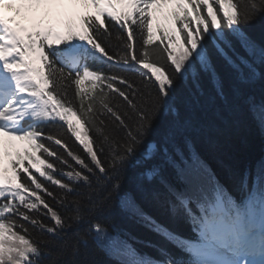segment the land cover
<instances>
[{
    "label": "snow or ice",
    "instance_id": "obj_1",
    "mask_svg": "<svg viewBox=\"0 0 264 264\" xmlns=\"http://www.w3.org/2000/svg\"><path fill=\"white\" fill-rule=\"evenodd\" d=\"M259 17L264 0H0V264H264V164L234 198L193 151L178 98L207 78L225 110L264 128V40L245 31ZM136 168V192L163 195L195 239L143 211L124 188ZM113 199L184 258L94 218ZM70 229V253L36 235Z\"/></svg>",
    "mask_w": 264,
    "mask_h": 264
},
{
    "label": "trees",
    "instance_id": "obj_2",
    "mask_svg": "<svg viewBox=\"0 0 264 264\" xmlns=\"http://www.w3.org/2000/svg\"><path fill=\"white\" fill-rule=\"evenodd\" d=\"M245 31L258 41L264 40V17H259L246 25ZM111 43L113 45L112 50L118 51L114 47L117 41L113 39ZM106 66L107 68H105L109 72L119 71L117 67L112 66L108 62ZM222 74L226 81L231 83V73L228 70H223ZM127 75L131 81H135L136 86L142 87L141 77L132 73H127ZM201 87L203 95L195 97L193 94L196 89L192 86L181 88L178 91L181 110L190 109L193 115V126L188 132L192 149L206 163L208 168L215 173L228 192L234 198L240 200L244 196V192L240 187L241 177L245 171H249L254 175L257 166L264 164V128L246 114L229 113L225 110L214 99L212 86L207 78L201 80ZM258 88L259 85L257 86ZM257 94H259L258 91ZM165 128L166 120L164 118L158 119L154 138H159ZM138 171H140L139 168L129 170L124 182V188L136 193L137 202L143 211L163 228L187 238L192 235L191 225L187 224L184 217L174 215L170 211L163 195L159 198H154L151 195H143L136 192L135 176ZM49 186L53 187L54 191H58L54 186ZM54 207H58V205L54 204ZM94 218L106 223L110 229L115 228L120 232L129 234L134 238L135 246L143 253L147 251V254L150 253L152 257L157 252L152 247H146L145 242L166 246L172 253L178 250L168 244L162 236L150 231L138 218L122 211L115 199L106 207L102 215L97 214ZM74 231L75 229H70L64 238L52 237L47 233L36 235L44 240H50L51 244L49 247L52 248L53 252L60 248H65L70 253L74 242ZM94 258L107 260V257L103 256V254L93 256L92 251L84 254L83 249L82 255L77 259L91 260ZM49 259H52V257H45V264H47ZM62 259L66 260L68 256L65 255Z\"/></svg>",
    "mask_w": 264,
    "mask_h": 264
},
{
    "label": "rangeland",
    "instance_id": "obj_3",
    "mask_svg": "<svg viewBox=\"0 0 264 264\" xmlns=\"http://www.w3.org/2000/svg\"><path fill=\"white\" fill-rule=\"evenodd\" d=\"M244 130H246V128H244ZM231 146V145H230ZM223 162V161H222ZM225 164V163H224ZM226 165V164H225Z\"/></svg>",
    "mask_w": 264,
    "mask_h": 264
}]
</instances>
